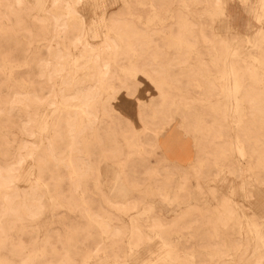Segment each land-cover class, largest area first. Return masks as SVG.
Instances as JSON below:
<instances>
[{
  "label": "rangeland",
  "instance_id": "1",
  "mask_svg": "<svg viewBox=\"0 0 264 264\" xmlns=\"http://www.w3.org/2000/svg\"><path fill=\"white\" fill-rule=\"evenodd\" d=\"M0 177V264H264V0H0Z\"/></svg>",
  "mask_w": 264,
  "mask_h": 264
},
{
  "label": "crops",
  "instance_id": "2",
  "mask_svg": "<svg viewBox=\"0 0 264 264\" xmlns=\"http://www.w3.org/2000/svg\"><path fill=\"white\" fill-rule=\"evenodd\" d=\"M117 108L122 116L124 115L126 118L132 117L133 113L129 112L128 103L125 100H118ZM156 143L158 145L160 153L165 156L172 164L178 167L187 168L195 160V145L193 138L190 136H181L178 134L165 132L156 139ZM259 195L261 197L263 196V194L261 193ZM233 212L235 213V210ZM252 213L243 215L247 217L255 216V218L264 219V204L261 200H259V203H256V208L254 209V211H252ZM262 223L263 222H261L260 225H262ZM257 225L259 224L253 226ZM244 231L246 232V229ZM241 247L245 248L248 246L243 245Z\"/></svg>",
  "mask_w": 264,
  "mask_h": 264
},
{
  "label": "bare ground",
  "instance_id": "3",
  "mask_svg": "<svg viewBox=\"0 0 264 264\" xmlns=\"http://www.w3.org/2000/svg\"><path fill=\"white\" fill-rule=\"evenodd\" d=\"M217 6V5H216ZM235 67V66H234ZM226 73V72H225ZM103 76V75H102ZM64 119V118H63ZM66 126V125H65ZM66 128V127H65ZM69 129V128H68ZM70 132V131H69ZM73 144V143H72ZM229 170V169H228ZM6 174V173H5ZM231 174V173H229ZM6 176V175H5ZM1 178V177H0ZM1 181V179H0ZM4 186V185H3ZM116 195L119 196V197H123L125 195V192L123 190V188L120 186L119 182H118V185L116 187ZM12 204V203H11ZM221 205V204H220ZM12 208V207H11ZM13 209V208H12ZM227 209V208H226ZM9 212V211H8ZM11 214V213H10ZM13 217V216H12ZM221 218V217H220ZM227 220V219H226ZM229 220V219H228ZM2 232V231H1ZM5 244V243H4Z\"/></svg>",
  "mask_w": 264,
  "mask_h": 264
}]
</instances>
